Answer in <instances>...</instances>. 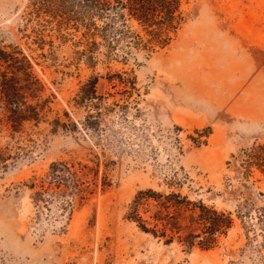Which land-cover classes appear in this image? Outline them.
I'll list each match as a JSON object with an SVG mask.
<instances>
[{
    "label": "rangeland",
    "instance_id": "obj_1",
    "mask_svg": "<svg viewBox=\"0 0 264 264\" xmlns=\"http://www.w3.org/2000/svg\"><path fill=\"white\" fill-rule=\"evenodd\" d=\"M180 9L171 41L153 51L130 48L128 35L144 31L116 18L106 41L89 38L99 45L88 64L83 28L37 17L30 0H0V47L30 56L51 100L37 125L15 134L0 125L10 155L0 167V264H264V236L236 215L264 200V180L242 166L264 142V0H181ZM93 76L103 100L77 105ZM96 111L98 125L84 130ZM57 117L66 129L52 131ZM58 161L86 166L83 199L47 181L42 192ZM147 188L229 213L232 225L208 249L165 242L125 217Z\"/></svg>",
    "mask_w": 264,
    "mask_h": 264
},
{
    "label": "trees",
    "instance_id": "obj_2",
    "mask_svg": "<svg viewBox=\"0 0 264 264\" xmlns=\"http://www.w3.org/2000/svg\"><path fill=\"white\" fill-rule=\"evenodd\" d=\"M30 5L37 17L48 16L45 21H55L59 26L72 24L77 29H84L82 37L86 43L81 53L87 56L88 64H92V53L99 45V42L89 38L98 35L106 41L107 31L114 26L116 18H124L127 14L138 22L144 36L131 32L128 46L146 51H153L155 45L162 48L169 44L172 34L183 21L181 0H30ZM97 19L102 21L100 25ZM116 29L125 35L122 26ZM97 80L98 77L93 76L82 85L74 99L77 105L98 108L104 96L96 91ZM43 91V84L32 70L30 56L17 45L0 47V125L15 134L25 124L37 125L43 121L50 111L51 101L49 96H43ZM95 113L86 115L82 123L84 130L98 125L99 111ZM49 123L53 125L52 131H57L59 127L67 128V124L58 117ZM72 126L76 128L75 123ZM6 152L0 148V167H5L10 158ZM243 154L245 172L254 169L264 180V142L252 145ZM74 166L66 161L53 162L45 177L47 180L42 179L39 184L42 192L46 191L44 183L47 181L48 185L70 187L79 199H83L87 187L83 186L80 172L86 166ZM259 194L264 197V192ZM42 200L47 203V200ZM67 206L71 209L72 199L67 201ZM140 208L143 210L140 211ZM236 212L242 222L249 219L248 229L255 235L260 233L264 236V200L261 205L245 206ZM125 217L135 221L141 230L164 238L165 242L172 241L176 236L188 247L198 245L204 249L212 247L216 236L225 233L232 225L229 213L192 202L179 192L163 193L151 188L136 193Z\"/></svg>",
    "mask_w": 264,
    "mask_h": 264
}]
</instances>
